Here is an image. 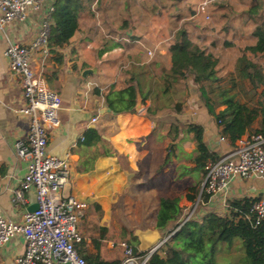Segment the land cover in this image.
<instances>
[{"label": "crops", "instance_id": "1", "mask_svg": "<svg viewBox=\"0 0 264 264\" xmlns=\"http://www.w3.org/2000/svg\"><path fill=\"white\" fill-rule=\"evenodd\" d=\"M259 3L263 8L249 15ZM132 5L129 0H97L96 7L94 0H83L79 30L71 41L64 47H49L47 54L37 53L32 60L38 76L63 101L60 126L50 132L48 151L59 158L70 157L72 176L63 193L87 204L79 223L84 254L100 255L105 262L124 259L120 242L108 234L112 228H124L125 221L137 229H158L165 236L174 222L193 216L202 220L210 214L229 216L230 202L264 195V178L256 177L235 179L227 190L208 201L199 196L196 202L188 200V195H194L191 189L200 190L206 176L197 168V144L194 134L187 132L188 126H201L205 144L220 157L235 148L229 139L221 141L222 128L201 102L194 80L189 79L194 91H190L192 100L184 104L182 115L172 111L171 106H160L166 95H174L173 89L167 94L163 90L155 94L159 107L152 119L146 112L152 106L153 93L143 102L141 111L114 115L109 110L106 98L117 85H123L124 69H145L140 80L147 92L154 85L164 88L159 74L171 67L169 50L156 49V43L150 48L151 33L157 30L152 24L155 18L148 12L134 13ZM221 7L219 17L235 21L217 30L222 43H212V31L202 35L195 30L194 36L187 30L189 37L193 36L195 43L200 41L207 53L218 58V82L227 76L224 80L228 88L222 91L229 90L242 104L256 107L264 87L255 89L248 79L239 77L236 65L241 50L257 44L254 31L264 17V0H224ZM45 11L46 7L30 9L26 22L14 21L0 27V214L16 223L37 206V197L31 191L24 202L15 201L14 191L20 187L28 167V161L17 155L15 145L27 137L29 120L19 113L26 104L24 92L20 77L10 70L5 51L10 44L30 46ZM106 41L109 48L101 53ZM149 51L155 56L150 57ZM252 56L260 58L264 65V54ZM224 108L220 105L217 112ZM167 110L180 124L185 118L187 128L167 120ZM260 126L261 117L240 139L249 137ZM90 129L99 130L102 139L90 154L82 155L79 143ZM24 252V239L16 237L0 247V264H14Z\"/></svg>", "mask_w": 264, "mask_h": 264}, {"label": "trees", "instance_id": "2", "mask_svg": "<svg viewBox=\"0 0 264 264\" xmlns=\"http://www.w3.org/2000/svg\"><path fill=\"white\" fill-rule=\"evenodd\" d=\"M54 7L49 46L64 47L79 30L83 0H55ZM262 8L263 4L259 3L258 8L255 11H249L248 14L253 15ZM262 18L264 20V17ZM254 36L257 38V44L241 50L236 72L242 79H248L257 89L264 87V65L260 58L254 59L252 55L264 54V21L258 25ZM108 48L109 44L106 41L104 49L100 52L104 53ZM169 54L171 67L165 68L162 72L161 78L164 87L162 89H158V85H154V89L151 86L147 92L144 90L140 75L145 73V69L130 67L122 71L123 85H117L106 98V105L112 114L134 113L139 91L144 103L150 98L151 93L154 94L151 96L152 106L146 112V115L152 119L159 107L155 94L160 90L167 94L180 82L185 83L187 87L188 80L192 79L197 85L201 102L214 116L218 126L222 128L221 134L226 139L235 145L238 139L252 131V126L259 117H261V126L253 134L264 136V90L259 95L260 99L256 107L242 104L235 96L230 95L229 90H223L213 97L214 92L211 90V86L219 81L217 71L219 60L192 41L183 26L175 33ZM220 105L225 108L217 112ZM175 110L181 114L183 112L182 104H177ZM176 129L179 130V127L177 126ZM187 132L194 134L197 144L198 157L195 159L197 168L206 174L208 164L219 161L221 157L212 153L205 144L204 129L201 126L190 125ZM101 139L102 135L99 130H88L79 143L80 148L84 150L82 155L90 154ZM166 163L167 160H165ZM191 192L194 195H188V200L192 202H196L198 196L200 200L204 199L205 201L212 197V195L202 192V189L193 188ZM255 201L256 199L253 198H243L230 202L229 216L221 217L210 214L202 220L191 217L185 223L184 220L174 222L167 236L174 231L177 232L151 255L147 264H217L218 246L221 244L232 246L236 239L241 241L249 264H264V219L257 223L256 215L252 213ZM161 210L163 211L162 207ZM134 231V228L126 224L122 233L128 238L127 243L138 253L140 252L139 241L134 236ZM79 249L88 264H96V261H101L98 264H122L123 262L121 260L105 262L101 260L100 255L84 254L82 244Z\"/></svg>", "mask_w": 264, "mask_h": 264}, {"label": "built area", "instance_id": "3", "mask_svg": "<svg viewBox=\"0 0 264 264\" xmlns=\"http://www.w3.org/2000/svg\"><path fill=\"white\" fill-rule=\"evenodd\" d=\"M216 1L204 0L197 13L210 20L209 9ZM54 3L55 0H0L1 28L14 21L26 22L30 9L46 7L42 25L31 45L10 44L5 51L10 70L20 77L24 92L26 104L19 113L29 120L27 137L15 145L17 155L28 161L27 173L14 191L15 201L24 202L31 191L37 197V210L26 212L21 222H12L0 214V247L16 237H22L25 242V252L14 264H88L79 249L84 240L79 223L87 204L63 193L72 176L70 157L59 158L48 151L50 132L60 126L63 101L32 66L35 54L49 51ZM226 140L221 137V141ZM256 177L264 178V136L261 134L240 139L233 151L209 163L202 192L213 196L227 190L235 179ZM252 213L257 223L264 219V195L256 198ZM121 247L122 264H147L153 255L150 251L136 253L126 242Z\"/></svg>", "mask_w": 264, "mask_h": 264}, {"label": "rangeland", "instance_id": "4", "mask_svg": "<svg viewBox=\"0 0 264 264\" xmlns=\"http://www.w3.org/2000/svg\"><path fill=\"white\" fill-rule=\"evenodd\" d=\"M94 1L96 2V7H97V0H94ZM129 1L133 3L132 7H133L134 13L135 12L141 13L143 11L144 13L147 14L148 12V14L151 13L152 17L155 18V20L152 19V24H154L157 30L151 33L150 40L152 42H150L149 44L151 43L152 44L150 45V48H152L154 44L156 43L157 45L156 49L164 47L165 51L169 50L170 45L172 41L174 40L175 33L180 28H182V26L185 27L186 30L190 31L192 35L194 36H195V30H199V33L202 35L203 33H207V32L209 35L210 33L209 31H212V34H213L211 37L213 39L212 43H214L216 46L222 43L220 40V34L217 33V30H220L222 27H225V26L229 27L230 23L232 24L235 22L234 19L228 18V19L222 20L219 17L218 13L221 11V8H222L221 6H224V0H217L214 4L212 3L213 5L211 4L210 9H209V14L211 16V19L208 21L205 19V15L197 13L199 5L204 0H129ZM220 4L222 5L220 6ZM261 20H260V24L263 23L264 21L263 19ZM163 31H165V33H163ZM190 38L191 40L194 39L193 36H190ZM200 40L202 39L200 38ZM208 43H211V40H209ZM196 44H198L202 48V44L200 43V41L199 42L196 41ZM202 49L205 50L204 48ZM149 56L154 57L155 53L152 54V56L151 55ZM150 71L152 70L149 69V72ZM217 71H220L218 70V67H217ZM152 73L154 74V71H152ZM159 76H161V74H159ZM225 78H227V76ZM224 79L221 82H217L211 86V90H213L214 92L213 97L214 95H217L218 93H220L222 89L228 88L227 82ZM162 87H163V81H162ZM192 89L194 91L193 85L190 82V80H188L187 87L185 83L183 82L178 83L173 88L172 93L174 95H171L169 98H167L169 95H166V97L161 100L160 106H164V107L171 106L170 109L174 112H177L175 110V107L177 104L181 103L182 108H184L185 106L184 104H186L187 102L188 103L191 102L192 99L189 96H190V91ZM171 115L172 114L170 110H167L166 115L164 117L171 122L179 123V121H177L176 119L175 121L172 120ZM182 120L184 122H181L180 125L183 129H186L188 125V124L187 125L184 124V123H187L186 119L184 118ZM168 127L166 130H168ZM173 128H174V125H173ZM172 131L174 132V130ZM186 145L189 148H192V145H190L189 143H187ZM193 218L195 217L193 216ZM126 224H128V222L126 223L125 221V225ZM134 229L135 231L138 230L137 228H134ZM123 230L124 228H118V229L112 228L108 235L111 236V239L113 241L120 242V244L124 242L127 243L128 238L122 233ZM139 230H142V229H139ZM166 236L167 235L163 237H166ZM122 240L124 241L122 242ZM216 262L217 264H249L248 259L246 258V254L241 246V241L239 239H236L235 243L232 246H229L227 244H221L220 246H218Z\"/></svg>", "mask_w": 264, "mask_h": 264}, {"label": "water", "instance_id": "5", "mask_svg": "<svg viewBox=\"0 0 264 264\" xmlns=\"http://www.w3.org/2000/svg\"><path fill=\"white\" fill-rule=\"evenodd\" d=\"M136 111L143 110V99L138 91L137 94V105ZM106 110V109H105ZM37 206L32 210L36 211ZM187 219L186 221H188ZM184 221V223L186 222ZM183 223V224H184ZM182 224V225H183ZM177 231L172 232L170 235L163 237L162 233L158 229H146V230H136L134 236L138 238L139 249L142 252H152L154 254L157 252Z\"/></svg>", "mask_w": 264, "mask_h": 264}]
</instances>
